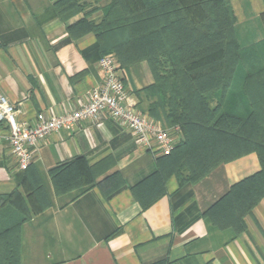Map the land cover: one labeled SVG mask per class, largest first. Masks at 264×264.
<instances>
[{
	"label": "crops",
	"instance_id": "crops-1",
	"mask_svg": "<svg viewBox=\"0 0 264 264\" xmlns=\"http://www.w3.org/2000/svg\"><path fill=\"white\" fill-rule=\"evenodd\" d=\"M52 3L0 0V94L28 123L38 112L80 107L102 80L96 35L74 26L83 13L62 17ZM230 5L239 46L263 40L264 0ZM118 74L137 107L148 113L145 88L154 81L148 64L120 66ZM160 156L108 117L48 134L30 165L47 204L36 201L38 209L21 225L20 264H264V196L243 215L241 230L219 228L206 216L216 206L228 207L232 186L260 170L257 154L221 162L182 185L175 175L165 179L159 172ZM63 163L70 164L69 174L57 193L50 169ZM114 175L121 186L111 180ZM22 184L32 192L0 121V194L21 190Z\"/></svg>",
	"mask_w": 264,
	"mask_h": 264
},
{
	"label": "trees",
	"instance_id": "trees-1",
	"mask_svg": "<svg viewBox=\"0 0 264 264\" xmlns=\"http://www.w3.org/2000/svg\"><path fill=\"white\" fill-rule=\"evenodd\" d=\"M84 3L53 0L52 6L54 12L68 17L86 12ZM193 6L200 10L196 20L189 15ZM234 24L230 0H108L96 26L86 17L74 26L94 32L100 56L114 53L120 66L140 61L148 64L154 79L145 88L150 98L148 114L165 127L178 125L182 132L173 150L158 158L159 172L165 179L175 175L181 185L194 183L221 162L249 152L257 154L260 170L232 186L226 197L228 207L219 210L216 206L206 214L219 228L241 230L243 215L264 196V127L252 128L256 118L253 108L242 116L226 107L240 59L264 39L242 48ZM30 165L22 171L32 192L22 184L21 190L16 186L0 194V264H20L21 225L38 209L36 201L47 204ZM69 165L50 169L57 193L63 188L64 176L69 174L65 166ZM184 168L188 172L184 173ZM111 180L122 185L119 175Z\"/></svg>",
	"mask_w": 264,
	"mask_h": 264
},
{
	"label": "built area",
	"instance_id": "built-area-1",
	"mask_svg": "<svg viewBox=\"0 0 264 264\" xmlns=\"http://www.w3.org/2000/svg\"><path fill=\"white\" fill-rule=\"evenodd\" d=\"M102 80L88 92L78 108L62 114H35L32 122L18 119V109L0 94V121L7 126V139L19 170L32 163L39 142L53 131L72 130L83 119L115 120L134 135L136 141L155 153L169 154L182 136L178 125L165 127L160 120L142 112L118 74L120 63L114 53L100 56L97 62Z\"/></svg>",
	"mask_w": 264,
	"mask_h": 264
},
{
	"label": "rangeland",
	"instance_id": "rangeland-1",
	"mask_svg": "<svg viewBox=\"0 0 264 264\" xmlns=\"http://www.w3.org/2000/svg\"><path fill=\"white\" fill-rule=\"evenodd\" d=\"M84 3L85 11L83 18L96 26L101 21V18L105 14L108 0H82ZM194 7V6H193ZM191 8L189 15L195 20L200 16V10L197 7ZM258 21V20H257ZM255 21V22H257ZM257 37L258 32L255 34ZM264 41L259 42L249 55L247 53L240 59L232 80V87L229 93V100L227 104V110L240 113L244 116L248 115L250 108H253L256 112L252 128L257 125L264 127V105L260 104L264 102ZM256 72H259L256 74ZM259 76V77H258ZM261 76V77H260ZM165 125V123H163ZM260 130V128H259ZM184 173L188 172L187 168L182 169Z\"/></svg>",
	"mask_w": 264,
	"mask_h": 264
}]
</instances>
